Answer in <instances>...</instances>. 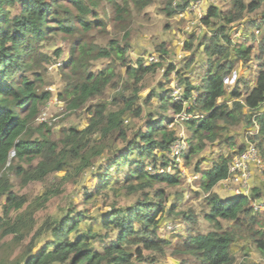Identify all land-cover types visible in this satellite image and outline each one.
<instances>
[{"label": "trees", "instance_id": "trees-1", "mask_svg": "<svg viewBox=\"0 0 264 264\" xmlns=\"http://www.w3.org/2000/svg\"><path fill=\"white\" fill-rule=\"evenodd\" d=\"M109 1L114 11L111 21L124 30L126 41L122 43L118 39H111L104 46L89 37L96 27H101V33L107 32L108 21L100 18L93 7L100 6L101 0H0V199L6 195L7 211L21 210L27 202L25 196L12 191L10 171L26 186L44 179L50 173L67 169L73 158L76 162L91 165L93 158L103 152L93 149L92 142L96 141L97 136L101 143L109 147H115L117 143L123 144V147H117L109 161L101 164L98 186L95 192L87 193V199L94 194L107 195L110 191L118 194L122 189L130 194L143 193L136 204L128 207L113 202L111 210L87 222L84 231H81L82 222L88 215L84 211L72 215V211L65 221L52 225V239L38 251L34 250V246L41 239L44 228L37 229L33 214L19 211L14 219L7 212L0 217V238L11 236L18 247L23 245L26 238H30L22 258L17 259L15 264H133L134 256L130 251L133 245L165 252L158 231L168 207V216L176 215L177 203L169 206L165 190L155 189L162 185L178 186L183 176L177 168L170 173L152 174L148 167H167L170 164L171 145L176 140V132L169 129L168 124L174 119L167 122L165 117L155 118L154 113L149 112L148 119L133 132L132 138L129 134L131 130L125 124L128 112L141 116L143 108H136L137 101L141 99L138 86L145 76L159 67V63L135 67L129 55L133 11H143L154 0ZM166 1L165 9L172 16L179 9H185L191 0L176 6L173 5L174 0ZM263 1L230 0V8L226 11L213 3L203 18L204 24L211 26L215 22L217 28L213 35L204 37L197 48L204 46V52L213 62L208 65L199 86L189 78H180L185 85L186 97L193 89H198L200 93L198 105L186 109L187 112L203 115L185 120L188 129L193 132L185 156L188 164L209 143L222 139L231 126L243 122L254 126L255 120L259 130L250 140L257 145L264 159V39L257 45L256 38H251L252 45L257 46L255 55L260 63L256 85L246 95L242 94L237 84L226 85L225 79L235 71L239 61L248 64L252 60V49L244 43L233 47L221 43L222 39L232 43L230 30L233 25L242 21L246 14L258 10ZM91 15L95 17L94 20L90 19ZM255 24L247 32L248 36L263 28L264 18ZM57 33H62L70 43V55L66 62L56 61L62 55V48L55 50V58L43 51V43L53 41ZM185 47L192 51L193 42H186ZM158 51L163 54L167 52L164 43ZM233 52L237 56L234 60L231 59ZM102 59L113 60V63L125 67L127 81L134 79L136 88L130 97L118 90L111 100L105 98L87 106L95 98L102 97L109 86L117 87L114 71H91L93 63ZM50 62H62L61 69L67 68L70 72V82L59 93V98L72 109L87 106L86 112L89 114L88 124L83 129L73 126L57 141L51 139L50 125L45 122L37 125L40 131L46 130L44 135L36 136L32 132L42 106L53 96L51 91L41 88L43 75L48 71L43 64ZM141 62L142 59H138V63ZM170 73L172 67L167 75ZM246 88L250 86L246 85ZM229 90L232 105L228 102L218 103V99L227 96ZM170 92L171 89H164L163 94H159L154 90L146 97L145 103L150 104L157 98L159 108L172 110L177 115L183 111V106L171 100ZM121 98L125 100L120 101ZM245 107L251 111L250 114L244 113ZM245 148L241 146L238 152ZM233 156L222 155L209 168H201L202 160L196 166V173H200L198 186L207 194L209 211L205 218L212 229L202 233L197 229V216L187 212L182 214L188 223L187 232L176 235L171 253L182 257L183 264L189 260H192L191 264H259L251 256L253 245L264 256V210L252 207L253 201L259 200L261 193L254 189L251 195L224 199L213 191L218 183L227 178ZM123 169L127 171V176L121 183L114 173H120ZM71 175L72 172H69L68 178ZM63 190L62 186L49 190L44 198L60 194ZM222 220L233 223L225 228ZM15 222L20 224L16 226ZM165 243L171 242L165 240ZM245 243L250 244L251 250L246 248ZM234 244H241L244 254L242 261L233 251Z\"/></svg>", "mask_w": 264, "mask_h": 264}, {"label": "rangeland", "instance_id": "rangeland-1", "mask_svg": "<svg viewBox=\"0 0 264 264\" xmlns=\"http://www.w3.org/2000/svg\"><path fill=\"white\" fill-rule=\"evenodd\" d=\"M185 1L186 0H174L173 4L177 5ZM210 1H214L215 3L217 2V6L225 11L230 8V0ZM245 1L251 2L253 0ZM166 4V0H154V2L150 6L146 7L143 11H133L134 19L129 35V40L132 44L129 55L132 59V62L135 65L137 64L138 59H143L142 57L156 55L157 60L151 61L146 66H153L154 64L159 63V67L156 71H153L145 76L142 84L138 86L141 99L137 101L136 108L138 106L143 108L141 116H135L133 112H128L126 114L125 124L126 127L131 130L129 134L132 138L133 132L141 127L144 121L148 119L149 112H153L155 118H159L160 116L165 117L167 122L173 118L174 120H172L168 126L169 129L176 132V139L180 136L186 139L187 149L184 151L181 161L183 168L187 171V175L192 177L189 179L187 176H183L182 183L175 187H167L162 185V187H157L155 189L157 190L163 188L165 190V194L168 197L169 206H171V204L174 202L177 203V213L176 215L172 216H168L165 213L166 218L162 220L161 227L158 231L160 235V242L164 244L165 252H160L158 249H145L143 245L130 246V251H132L134 256L133 264H183L182 257L174 256L171 253L172 248L176 243V235L179 233L185 234L187 232L188 223L185 222L182 214L187 212L190 215L197 216V229L200 232L207 233L212 229L210 223L205 218V214L209 211V207L206 203L207 194L200 186H198L197 183L199 182L200 173H197L198 178L193 173H196L195 169L199 160L203 161L201 168L205 169L210 166V159H215L217 157L219 158L222 155L227 156L226 154L229 151L228 145L225 147V149L221 150L208 146L202 151L200 155L191 158V162L188 164L185 156L189 148V139L192 138L193 132L192 130L188 129L185 119L182 118L181 113L176 115L172 110L159 108V102L157 98H154L150 104L145 103L146 97H148L154 90H157L159 94H163L164 89H171V92H174L175 89L182 87L184 90L181 91V93L184 94L185 86L183 83H181L180 78H188L189 75L191 77V74L194 71L198 78L199 74L202 75L204 73L203 68L206 70V66L213 62V59L207 56L208 54L206 53L208 60L204 65H202L203 61H201V55L203 54H194V52L196 50L203 52L202 49L204 47L197 48L198 44L203 41L204 37L214 34V31L217 28L215 22L214 24H211V26H208L204 23L202 24L200 21H196V19L193 17H189L187 19L186 16H179L185 11L184 9H179V11L182 10L179 15L175 16L176 14H173L170 16L169 12L165 9ZM93 7L98 12L100 18L108 21V26L106 33H101V27H96L89 33V37L93 38L98 44L104 46H106L111 39H118L120 42L124 43L126 41L124 38V30L119 29L111 21L114 11L110 1L101 0L100 6L96 7L93 5ZM89 17L92 20L95 19V17L92 15ZM247 17L251 18L252 21ZM263 18L264 1L258 10L246 14L242 21H239L233 25L232 29L230 30V39H232V43H229L225 39H222L221 41L223 45H229V47H233L234 45L238 46L240 43H244L247 47H249V49H252V60L247 64V66L251 69L250 80L255 83L257 81L258 75L256 70L260 61L255 55L257 46L252 45L251 38L255 37L257 45L260 44L264 39V26L262 29L256 30L254 34L251 33L249 36H244L247 35V32H250L251 28L255 27V22H258ZM215 21L218 22V19ZM241 23H245L246 25L243 30H241ZM193 25H196L199 28L194 29ZM188 27L190 28L187 29ZM179 34L181 35V38H178ZM63 37L64 35L62 33H57L53 41L44 42L43 51L55 58V50L62 48V55L58 57L56 61L61 60L62 62H66L70 55V43ZM247 37H249V39H246ZM188 41L193 42V52L190 51V56L185 57V55L189 54V50L185 49L186 42ZM162 43H164L165 49L167 50V52L164 54L158 51V48L162 45ZM137 48L139 51L140 48H144L140 51L139 56L137 54V56L135 55V50H137ZM216 56L217 55H215V57ZM190 57L191 59H189ZM236 57L237 56L235 55L231 59L234 60ZM203 59L205 60V58ZM55 62L43 64V66H45L48 71L43 75V83L41 88L51 91L53 96L45 105L42 106L37 117L39 118L41 116H46V120L40 121L37 119L35 123L36 127L32 128V132L36 136H41L42 134L44 135L46 133V130L40 131L37 126L43 122L50 125L51 131L49 135L51 136L52 140L56 141L60 140V138L66 135L69 131V128L73 126H78L80 129H83L88 124L89 114L86 112L87 106L102 101L105 98H107L106 100H111L113 98L112 96H114L113 94H116L118 90L123 91L125 96L130 97L136 88L134 79L127 81L125 67L121 66L119 63H113V60L102 59L93 63L91 71L97 72L102 69H107L108 72L114 71V73H116L114 83L117 84V87L109 86L103 93L102 97L95 98L89 102L85 108L72 109L59 98V93L62 92L65 86L70 82L68 80V75H70V72L67 71V68L61 69V66ZM239 64L240 63H238L237 67ZM192 65L196 66V68L189 74V70ZM171 67L172 73L167 75V72L171 69ZM199 69L200 72L197 73V70ZM200 80L201 79L198 80L199 83ZM244 80L245 79H242V81ZM237 82H235V84ZM242 85L245 88V83H242ZM247 85H250V81L247 83ZM171 92L169 94L170 98ZM197 93H199V91H196L195 94ZM123 100L125 99L121 98L120 101ZM185 108L187 109V107ZM44 113L45 115H43ZM245 124L246 123H241L239 125H233L230 127L231 133H234L232 136L234 139L232 140L236 143L234 144L236 147L240 145L239 139H241V133L244 131L243 129L245 126L248 125ZM96 138L97 139H94L96 141L92 142L93 149L102 150L103 152L101 155L93 158V164L91 165H84L81 162H76V160L73 158L71 159L70 166L67 169L50 173L44 179L30 182L26 186L21 184L20 178L16 177L14 172L10 171L8 173L11 177V180L13 181L11 188L12 191L19 195L25 196L27 202L21 210L9 209V211H7L8 205L6 204V195H4L0 199V217L9 213L11 218L16 219L19 211H28L33 214L36 219L37 229L41 227L44 228L41 239L39 238L37 244L34 246L35 251H38L45 242L52 239L50 231L52 225H55L57 221H65L70 216L72 211L74 212L72 215H76L80 211H84V213L88 215L87 218L82 222L81 231H84L87 222H91L94 220V217H101V215H103L106 211L111 210V204L113 202H117V204L121 206L128 207L136 204L143 195L142 192L130 194L126 189H122L118 194L110 191L107 195L101 196L94 194V196H92L90 199H87L88 192L96 191V187L99 183L98 173H100L99 167L101 164H105L109 161L111 154L114 153L113 151H115L117 147H123V144L118 143L115 145V147H109L108 144L101 143L99 141V136ZM90 152L91 150L89 153ZM204 157L210 158L207 160ZM158 164H160V161ZM69 172H72V175L68 178L67 175ZM114 175L118 179H121V183H124L127 176V171L123 169L120 171V173L115 172ZM64 177L65 179H63ZM194 177L196 178L192 179ZM60 186L64 188L62 193H55L49 198H44L46 192L49 190H54ZM230 187L231 185L228 184V190ZM154 191L152 192L153 194ZM168 208L170 209V207ZM222 223L224 227L227 228L233 222L222 220ZM19 224L20 222H15L16 226ZM145 234L146 233H141L140 235ZM11 239V236L0 238V264H15L17 259L22 258L24 251L30 242V238L28 237L22 243L23 245L18 247ZM165 240L171 243L167 244L165 243ZM245 245L247 249L251 250L250 244L247 245L245 243ZM233 251L236 252L238 260L242 261L244 254L242 253L241 246H239V244H234ZM251 256L252 258L256 259L259 264H264V256L254 245L253 249L251 250ZM140 257H142V259H139ZM191 263L192 260H189L186 264ZM197 264L201 263L199 262Z\"/></svg>", "mask_w": 264, "mask_h": 264}, {"label": "built area", "instance_id": "built-area-1", "mask_svg": "<svg viewBox=\"0 0 264 264\" xmlns=\"http://www.w3.org/2000/svg\"><path fill=\"white\" fill-rule=\"evenodd\" d=\"M205 0H193L190 5L187 7V11H189L192 14L196 15V21L202 22L205 13L203 9V3ZM203 24V23H202ZM157 56L156 55H150L146 58L147 61L150 63L151 61H155ZM60 64V63H59ZM238 75L236 73H233L230 76H227L225 79L226 85H231L232 83H235L237 81ZM184 89L182 87H179L174 90V92L171 93V99L172 101L177 102L180 105H183L184 107H187L190 109L193 105L197 104L198 101V93L196 91H192V94L190 97H185L184 94L181 93ZM187 101V102H185ZM185 102V104H184ZM45 115V113L43 114ZM182 118H192L194 114L183 112L181 113ZM199 117V116H197ZM40 121L46 120V116H41L38 118ZM187 149L186 145V139L182 136L178 137L174 143L171 145V160L170 164L165 166H149V171L152 174H164V173H170L173 171L174 168H177L180 171V174L182 176H187L189 179H191L192 176L187 175V171L183 168L181 158L183 156L184 151ZM256 167L257 169L264 171V159L261 155L259 148L257 145L249 140L247 143V146L245 150L236 153L232 160L229 162V169H228V176L223 181L226 183V185H231L230 189L235 193L236 196L240 195H251V187H250V179L252 176V168ZM196 177L192 178L195 179ZM252 207L255 210H264V200H254L252 203Z\"/></svg>", "mask_w": 264, "mask_h": 264}, {"label": "crops", "instance_id": "crops-1", "mask_svg": "<svg viewBox=\"0 0 264 264\" xmlns=\"http://www.w3.org/2000/svg\"><path fill=\"white\" fill-rule=\"evenodd\" d=\"M216 4H217V2H216ZM213 5V2L212 1H210V0H205V2L203 3V9H204V11L207 13V11L209 10V8H210V6H212ZM176 15L175 16H177V15H179L180 14V12L179 13H175ZM185 14V15H184ZM179 16H186V18L188 19L189 17H193L194 19H196V15L195 14H192V13H190L189 11H187V10H185L182 14H180ZM248 19H251V18H249V17H247ZM246 18V19H247ZM251 21H252V19H251ZM249 22V21H248ZM242 25V26H241ZM188 26V25H187ZM240 26H241V30H243V28H245L246 27V25H245V23L243 24V23H241L240 24ZM190 27H188L187 29H189ZM193 28L194 29H197V28H199V27H197L196 25H193ZM246 36H248V35H245L244 37H246ZM178 38H181V35L179 34V36H178ZM146 44V43H145ZM202 47H204V46H202ZM134 48H135V46H134ZM144 48H140V51L141 50H143ZM203 50V49H202ZM140 51H139V49L137 48V50H135V55L137 54L138 56L140 55ZM188 52V51H187ZM189 54H187V55H185V57H188V56H190V54H191V52L189 51L188 52ZM198 53H202L203 55H201V61H203L202 62V65H204L206 62H207V60H208V55L204 52V50H203V52H200L199 50H196L195 52H194V54H198ZM136 55V56H137ZM207 55V56H206ZM236 54L233 52L232 54H231V58H233L234 56H235ZM191 57H192V55H191ZM191 57L189 58V59H191ZM143 58V57H142ZM193 58V57H192ZM203 58H205V60L203 59ZM238 63H240L239 64V66L237 67V65H238ZM237 63V65H236V68H235V73L238 75V82L236 83L237 84V87L239 88V90L242 92V94L243 95H246L247 93H249L250 91H251V89L256 85V83L255 82H253L252 80H250L251 78H250V71H251V69L247 66V64H245L243 61H239ZM207 68H208V66H206ZM195 68H196V66H194V65H192L191 67H190V70H189V74L192 72V70H195ZM201 68H203V67H201ZM207 70V69H206ZM204 68H203V71H204V73H205V71H206ZM255 70V69H254ZM257 72H258V68H257V70H256ZM200 72V69L199 70H197V73H199ZM204 73L202 74V75H198V78H197V76L195 75V71L191 74V77H190V75L188 76V78L193 82V84H195V85H197V86H199V79H202V77H203V75H204ZM248 79H246V78ZM193 78V79H192ZM240 79V80H239ZM242 79H245L244 81H242ZM201 81V80H200ZM250 81V85H248V86H250V88H246V85H247V83ZM197 83V84H196ZM199 83V84H198ZM242 83H245V88L243 87V85H242ZM185 86V85H184ZM231 90V89H230ZM230 90H229V93H228V95L227 96H224V97H221V98H219L218 99V103H223V102H228V104L229 105H232V103H233V98H232V96H231V92H230ZM244 113H248V114H250L251 113V111L247 108V107H245L244 108ZM262 111H264V107L262 108ZM197 115V114H196ZM199 115H202V114H200L199 113ZM203 116V115H202ZM255 118V117H254ZM244 123H246V122H243L242 124H244ZM247 124V123H246ZM245 124V125H246ZM244 131L241 133V139H239V141H240V145L239 146H234V144H236L232 139H234V138H232V136L234 135V133H231V129H227L225 132H224V137L222 138V139H220V140H217L216 142H214V143H209V147H213V148H215V149H225V147H227V145H228V147H229V151H228V153L226 154V155H235L234 154V152H238L239 151V149H240V147L241 146H247V143H248V141L251 139V136L252 135H256L257 134V132H258V130H259V124H258V122H257V120H255V125L253 126V125H246L245 126V128L243 129ZM240 138V137H239ZM226 144V145H225ZM207 146V147H208ZM206 147V148H207ZM205 159H209L210 157H204ZM218 158V157H217ZM217 158H215V159H210V161H211V163H210V161H209V163H210V166L209 167H211L212 165H213V162H214V160H217ZM209 167H207V168H209ZM252 176H251V179H250V187H251V190H253V192H254V189H256V191L258 192V193H261V197H259V200H264V171L262 172L261 170H259V169H257L256 167H254L253 166V168H252ZM194 175H196L197 176V173H193ZM213 191L215 192V193H217V194H219L222 198H224V199H228V198H230V197H233V196H236L235 195V193L233 192V191H231V190H228V188H227V185H226V183L224 182V181H221L220 183H218L214 188H213ZM239 246H241V244H239Z\"/></svg>", "mask_w": 264, "mask_h": 264}, {"label": "clouds", "instance_id": "clouds-1", "mask_svg": "<svg viewBox=\"0 0 264 264\" xmlns=\"http://www.w3.org/2000/svg\"><path fill=\"white\" fill-rule=\"evenodd\" d=\"M192 1H193V0H191L190 3H191ZM212 2L215 3L214 1H212ZM190 3L188 4V6L190 5ZM173 5H174V4H173ZM174 6H176V5H174ZM188 6H187V7H188ZM187 7H186L184 10H186ZM182 10H183V9H182ZM182 10H180V11L178 10L177 13L181 12ZM204 13H205V15H206V12H205V11H204ZM204 17H205V16H204ZM202 21H203V20H202ZM202 23H203V22H202ZM147 57H148V56H147ZM147 57H143L142 62H141V63H138V62H137V64H135L134 66H135V67H139V66H146L147 64H149L148 62H145V61H147V60H146ZM59 63H60V62H58L57 64H59ZM60 64H61V63H60ZM60 64H59V65H60ZM233 73H235V72H233ZM233 73H232V74H233ZM232 74H231V75H232ZM229 76H230V75H229ZM237 80H238V78H237ZM236 82H237V81H236ZM194 90H195V91H199L198 89H193L192 91H194ZM192 91H191V93H190V96H191V94H192ZM171 93H172V92H171ZM185 94H186V89H185V91H184V95H185ZM199 94H200V93H198V97H199ZM190 96H188V97H190ZM185 97H186V96H185ZM188 97H187V98H188ZM171 100H172V99H171ZM197 105H198V101H197V104H196V105H193V106H197ZM182 106H183V105H182ZM193 106H192V107H193ZM192 107H191V108H192ZM191 108H190V109H191ZM187 109H188V108H187ZM183 112L188 113L187 110H186V108H185V110H184V106H183V111H182L181 113H183ZM189 113L194 114L193 117H192V118H189V119H194V118H200V117H203L202 115H199V114L196 115L195 112H189ZM197 116H199V117H197ZM37 119H38V118H37ZM184 119H185V120H188V119H186V118H184ZM44 121H45V120H44ZM149 166H150V165H149ZM148 169H149V168H148ZM199 177H200V176H199ZM197 178H198V176H197ZM251 191H252V190H251Z\"/></svg>", "mask_w": 264, "mask_h": 264}, {"label": "water", "instance_id": "water-1", "mask_svg": "<svg viewBox=\"0 0 264 264\" xmlns=\"http://www.w3.org/2000/svg\"><path fill=\"white\" fill-rule=\"evenodd\" d=\"M169 212H170V209L168 208V209L166 210V215H169Z\"/></svg>", "mask_w": 264, "mask_h": 264}]
</instances>
